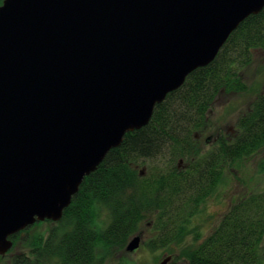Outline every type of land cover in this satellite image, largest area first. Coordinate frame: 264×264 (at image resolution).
<instances>
[{
    "label": "water",
    "instance_id": "obj_1",
    "mask_svg": "<svg viewBox=\"0 0 264 264\" xmlns=\"http://www.w3.org/2000/svg\"><path fill=\"white\" fill-rule=\"evenodd\" d=\"M264 0H3L0 256L214 61ZM140 246L135 235L125 251ZM171 257L159 264H168Z\"/></svg>",
    "mask_w": 264,
    "mask_h": 264
},
{
    "label": "trees",
    "instance_id": "obj_2",
    "mask_svg": "<svg viewBox=\"0 0 264 264\" xmlns=\"http://www.w3.org/2000/svg\"><path fill=\"white\" fill-rule=\"evenodd\" d=\"M255 52L264 54V8L237 27L212 63L168 94L146 126L107 153L56 226L21 239L37 223L13 236L20 250L8 263L0 257V264H102L103 250H123L144 222L153 231L147 250L180 248L190 220L224 173L264 148V93L239 117L231 140H217L207 152L197 145L217 96L245 91L242 72ZM101 211L107 221L98 224ZM263 240L264 190L231 204L206 238L172 252L168 264H259Z\"/></svg>",
    "mask_w": 264,
    "mask_h": 264
},
{
    "label": "rangeland",
    "instance_id": "obj_3",
    "mask_svg": "<svg viewBox=\"0 0 264 264\" xmlns=\"http://www.w3.org/2000/svg\"><path fill=\"white\" fill-rule=\"evenodd\" d=\"M242 77L246 87L244 92L227 94L221 92L215 99L208 114L207 125L197 138V145L202 152H207L213 148L217 140H231L237 134L236 124L239 117L247 112L250 103L257 95L264 93V54L260 52L253 54V63L242 72ZM263 190L264 148L259 149L251 157L240 160L224 173L215 193L201 205L198 213L190 220L188 225L190 230L184 238V243L182 242L180 248L172 247V252L177 253L182 250L193 249L211 233L221 217L231 207V204L244 196ZM101 221H107L104 211L99 214L98 224H102ZM143 224L144 227L136 234L140 237V246L137 250L131 253L126 252L125 248L123 250L114 248L103 250L101 263L159 264L164 258L172 255L170 249H161L155 252L146 249L145 244L151 240L153 231L149 223L144 222ZM56 225L49 221H43L27 234L22 233L19 236L23 240L29 239L39 232L50 230ZM19 250H16L13 244L11 250L4 256L5 262L8 263L10 257ZM259 255V264H264V240L259 248Z\"/></svg>",
    "mask_w": 264,
    "mask_h": 264
}]
</instances>
